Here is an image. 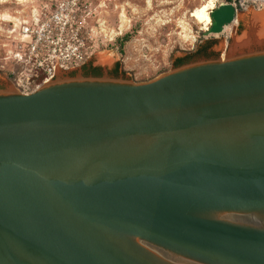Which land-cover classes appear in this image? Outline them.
I'll return each instance as SVG.
<instances>
[{
	"label": "water",
	"instance_id": "1",
	"mask_svg": "<svg viewBox=\"0 0 264 264\" xmlns=\"http://www.w3.org/2000/svg\"><path fill=\"white\" fill-rule=\"evenodd\" d=\"M240 12L220 2L203 35ZM263 42L0 87V264H264Z\"/></svg>",
	"mask_w": 264,
	"mask_h": 264
},
{
	"label": "rangeland",
	"instance_id": "2",
	"mask_svg": "<svg viewBox=\"0 0 264 264\" xmlns=\"http://www.w3.org/2000/svg\"><path fill=\"white\" fill-rule=\"evenodd\" d=\"M49 1L51 0H0V13L2 18H6L0 20V54L3 51V44L7 41V30L11 23L8 21L24 17L34 8L41 7ZM88 1L101 28L98 31L99 51L89 62L101 67L103 74H109L113 64L121 60L122 69L126 73L119 76L138 81L154 78L172 67L171 54L173 57L180 56L183 55L182 51L194 48L199 40L198 36L206 30L202 23L191 16L190 12L207 0ZM222 1L218 0L214 7ZM255 9L257 8L250 7L241 11L236 20L226 26L222 33L212 34L217 42L210 51L218 53L219 56L228 53L234 35L242 34L248 29V19L250 28L252 27L251 23L257 16L252 12ZM132 30H135L134 37L125 43L124 53L120 54L114 41ZM251 30L263 31L262 24L258 23V26ZM263 44L257 46H264ZM70 73L80 74V67L64 74ZM0 87H11L10 81L1 72Z\"/></svg>",
	"mask_w": 264,
	"mask_h": 264
},
{
	"label": "built area",
	"instance_id": "3",
	"mask_svg": "<svg viewBox=\"0 0 264 264\" xmlns=\"http://www.w3.org/2000/svg\"><path fill=\"white\" fill-rule=\"evenodd\" d=\"M225 2L239 11L264 7V0ZM95 17L88 0H51L24 17L11 19L0 54V72L27 94L89 62L99 51L101 28Z\"/></svg>",
	"mask_w": 264,
	"mask_h": 264
},
{
	"label": "trees",
	"instance_id": "4",
	"mask_svg": "<svg viewBox=\"0 0 264 264\" xmlns=\"http://www.w3.org/2000/svg\"><path fill=\"white\" fill-rule=\"evenodd\" d=\"M225 1H231V0H225ZM55 1H52V3H54ZM238 29L240 30L241 27L239 26ZM135 34V30L132 31H128L126 33H124L123 35L117 37L114 41V45L117 47L118 52L120 54H123V47L125 45V43H127L128 41H130ZM199 40L197 41L196 45L194 48L190 49V50H184L183 55L180 56H176L173 57V55L171 54L170 57L172 58L171 60V66L175 67V66H179L182 65L184 63L190 62L192 60L195 59H199V58H211V57H218L219 54L218 53H214L212 51H210V49L212 48V46L214 44H216L217 40L215 37L211 36H205L203 35H199L198 36ZM80 68L83 69H90V73L89 74H85V75H93V76H101L102 70L101 67L99 66H92L91 62H87L83 65L80 66ZM126 73V71L124 69H122V65H121V60L116 61L111 70L109 71V74L112 76H119L124 75ZM71 75H73V73H70Z\"/></svg>",
	"mask_w": 264,
	"mask_h": 264
},
{
	"label": "bare ground",
	"instance_id": "5",
	"mask_svg": "<svg viewBox=\"0 0 264 264\" xmlns=\"http://www.w3.org/2000/svg\"><path fill=\"white\" fill-rule=\"evenodd\" d=\"M213 6H214V0H207L206 2L202 3L201 5L195 7L190 12L191 16L193 18H195V20L197 22L202 23L205 29H207L209 24H210L211 20H210L209 10ZM5 15H4V17H6ZM249 18H250V16H249ZM255 18L256 19H254V21H252V23H251V26H252L251 28H256L258 26V23H259V24H262V30L264 31V14L257 15ZM2 19H6V18H2V14L0 13V20H2ZM248 28H250L249 19H248ZM240 40L243 43V41H246L247 39L245 38V36L242 37L241 39H239V41H237V43H238L237 46H240L242 44L240 42Z\"/></svg>",
	"mask_w": 264,
	"mask_h": 264
},
{
	"label": "flooded vegetation",
	"instance_id": "6",
	"mask_svg": "<svg viewBox=\"0 0 264 264\" xmlns=\"http://www.w3.org/2000/svg\"><path fill=\"white\" fill-rule=\"evenodd\" d=\"M91 65H92V66H95V65H93L92 63H91ZM80 70H81V73L84 74V75H85L86 73L89 74V73L91 72L90 69H83V68H80Z\"/></svg>",
	"mask_w": 264,
	"mask_h": 264
}]
</instances>
